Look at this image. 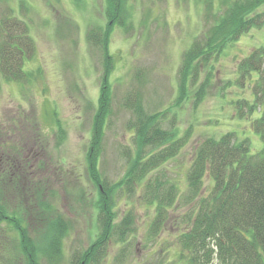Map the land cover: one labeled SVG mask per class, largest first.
Wrapping results in <instances>:
<instances>
[{
  "label": "rangeland",
  "instance_id": "rangeland-1",
  "mask_svg": "<svg viewBox=\"0 0 264 264\" xmlns=\"http://www.w3.org/2000/svg\"><path fill=\"white\" fill-rule=\"evenodd\" d=\"M7 5L27 22L36 47L24 61L26 79L7 81L0 73V143L6 141L12 156L0 166V207L13 196V188L8 193L7 184L17 183L23 192L15 190V195L19 192L23 204L11 200L10 211L18 210L17 205L26 211L21 214L20 230L9 222L0 223V264H29L25 249L33 243L41 250L47 243L50 224L42 220L37 195V204L30 205L40 182L44 184H39L41 198L53 207L49 222L61 216L70 225L62 258L53 264H71L74 250L89 247L99 230L98 191L86 157L104 69L99 50L88 43L87 33L92 26L105 25L106 5L104 0H0V20ZM205 5V0H127L130 24L127 30L116 27L110 41L114 112L99 161L106 187L124 176L128 167L124 152L135 151L133 130L126 124L131 113L122 102L136 86L142 88L147 111H164V125L174 124L181 136H187L179 153L150 175L164 170L184 189L199 142L226 132H233L239 141L247 139L253 152L264 153V142L253 126L260 108L240 115V108L247 110L240 100L253 102L251 86L257 73L245 81L239 76L242 59L264 46V28H253L228 45L189 86L188 97L174 105L183 53L207 26ZM202 85L205 90L196 102V89ZM205 181L208 187V176ZM120 192H115L119 215L132 210L137 230L126 243H110L98 264H183L178 232L171 223L149 235L154 210L142 199V190L135 197ZM40 259L42 264H51L42 256Z\"/></svg>",
  "mask_w": 264,
  "mask_h": 264
},
{
  "label": "trees",
  "instance_id": "trees-1",
  "mask_svg": "<svg viewBox=\"0 0 264 264\" xmlns=\"http://www.w3.org/2000/svg\"><path fill=\"white\" fill-rule=\"evenodd\" d=\"M104 1L105 25L92 26L87 33L88 43L99 50L104 69L86 157L90 178L98 191L95 208L99 230L89 247L74 250L71 264H98L107 254L110 243H126L128 236L137 230L132 210L119 215L115 197L118 190L129 197L137 196L140 193L137 191L142 190V199L154 210L149 235L159 233L167 222L171 223L178 232L176 241L180 247L179 260L183 264H264V153L253 152L247 139L239 141L233 132H226L219 137L207 136L199 142L192 156L184 189L162 169L154 176L150 175L179 153L187 136H181L174 124L164 125L167 117L164 111H147L141 87L128 90L122 102V106L131 113L126 124L129 130H133L135 151L132 153L129 149L124 152L128 158L124 176L111 187H106L99 161L114 112V93L109 79L114 67V55L110 41L116 27L127 30L130 12L127 0ZM205 4L207 26L183 53L175 106L188 97L189 86L196 83L199 74L228 45L253 28H264V0H205ZM0 33L2 78L7 81L26 79L24 61L34 54L35 41L29 33L27 22L15 16L9 5L0 20ZM253 72L257 73L251 86L254 99L252 103L240 100V104L247 107L246 112L243 106V109L240 108V115L260 108V115L254 119L253 126L264 142V46L253 49L239 64L240 79H249ZM204 90V85L196 89V102L201 99ZM5 144L6 141L0 143L4 148L2 150L10 152ZM207 176L210 179L208 187L205 186ZM40 183L34 187L30 205L34 207L40 199L38 211L44 213L41 214L45 218L42 220L44 224L45 220L46 225L50 224V229L47 230V243L43 248L40 250L31 243V248H26L25 254L29 264H42L39 256L53 264L62 258V244L70 225L61 216L49 222L53 207L49 201L44 202L41 198L43 191ZM16 184H7V192L13 188L10 194L14 197L6 196V203L0 207V223L9 222L20 230L24 218H21V214L26 212L25 207L17 205L18 210L10 211L9 206L11 200L23 204L22 196L18 195L23 189L20 191ZM15 190H19L18 196Z\"/></svg>",
  "mask_w": 264,
  "mask_h": 264
},
{
  "label": "flooded vegetation",
  "instance_id": "flooded-vegetation-1",
  "mask_svg": "<svg viewBox=\"0 0 264 264\" xmlns=\"http://www.w3.org/2000/svg\"><path fill=\"white\" fill-rule=\"evenodd\" d=\"M2 148L3 147L0 146V166H2L3 164L5 165V163L10 161L11 157H12L8 151H4V150H2Z\"/></svg>",
  "mask_w": 264,
  "mask_h": 264
}]
</instances>
